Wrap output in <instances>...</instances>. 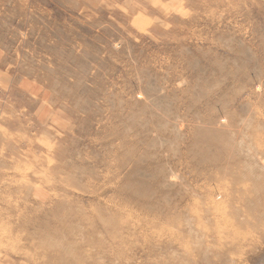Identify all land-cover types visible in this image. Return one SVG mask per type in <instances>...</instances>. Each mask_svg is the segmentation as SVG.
Listing matches in <instances>:
<instances>
[{"label":"rangeland","instance_id":"374dc122","mask_svg":"<svg viewBox=\"0 0 264 264\" xmlns=\"http://www.w3.org/2000/svg\"><path fill=\"white\" fill-rule=\"evenodd\" d=\"M0 264H264V0H0Z\"/></svg>","mask_w":264,"mask_h":264},{"label":"bare ground","instance_id":"6f19581e","mask_svg":"<svg viewBox=\"0 0 264 264\" xmlns=\"http://www.w3.org/2000/svg\"><path fill=\"white\" fill-rule=\"evenodd\" d=\"M234 231V230H233ZM65 253V252H64ZM47 260V259H46ZM54 260L51 258V263L53 262ZM67 262V261H66Z\"/></svg>","mask_w":264,"mask_h":264}]
</instances>
